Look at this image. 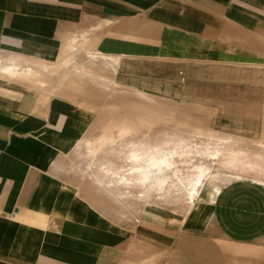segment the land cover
<instances>
[{
	"label": "crops",
	"instance_id": "crops-1",
	"mask_svg": "<svg viewBox=\"0 0 264 264\" xmlns=\"http://www.w3.org/2000/svg\"><path fill=\"white\" fill-rule=\"evenodd\" d=\"M260 22L264 0H0V264H264V189L237 184L264 186V176H256L264 173V157L250 159L231 132L208 145L224 154L212 159L217 172L206 164L203 183L215 185L211 194L208 187L194 199L196 209L179 215H115L109 199L93 193L91 179L80 178L82 193L58 175V163L76 174L72 164H61L86 153L93 139L110 131L141 137L142 110L171 108L138 91L157 90L163 81L151 67L232 62V31L250 32ZM81 47L92 61L70 76ZM97 60L114 69L117 82L138 89L130 93L139 107L134 122L105 123L90 136L79 128L83 112L46 87L112 83L91 70ZM104 109L113 114L117 107ZM248 149L264 154L260 145Z\"/></svg>",
	"mask_w": 264,
	"mask_h": 264
},
{
	"label": "rangeland",
	"instance_id": "rangeland-1",
	"mask_svg": "<svg viewBox=\"0 0 264 264\" xmlns=\"http://www.w3.org/2000/svg\"><path fill=\"white\" fill-rule=\"evenodd\" d=\"M232 38L237 40L232 42V62L227 59L191 60L159 63L151 67L163 79L156 84L157 90H138L120 84L114 78V69L104 68L98 60L91 70L94 74L110 76L112 83L47 86L48 94L72 101L83 112L84 124L79 128L90 136L100 134L105 123L134 122L139 107L136 94L130 93L134 90L150 93L159 99L158 103L171 105V108L158 106L150 115L142 110L141 137L138 132L132 139L120 138L116 131H110L107 136L93 139L86 153L77 151L69 157L71 162L61 164L63 168L72 164L76 176L61 171L58 163V175L62 180L84 193L81 179H91L93 193L101 196L102 201L109 199L115 215L129 210L137 214L144 209L167 210L179 215L189 209L196 198V192L187 182L206 178V164H210L212 172L218 171L208 155L212 153L208 145L212 146L219 138L230 137L231 132L232 140L240 139L237 146L247 151L250 159L263 158L264 154H249L248 148L252 145L264 147V142H255L264 139V22L250 32L237 28L232 31ZM88 52L82 48L74 55L80 66L71 65L70 76L79 75L74 70H83L81 66L88 70L86 67L92 61ZM165 97L169 101H165ZM105 104L114 105L116 111L107 114ZM169 109L171 116L168 115ZM149 118L155 123L149 122ZM165 153H168L170 168L148 172L145 167L164 158ZM141 169L147 173V179L143 180L134 172ZM162 172L165 178L160 183ZM257 172L258 178L264 176L263 171ZM208 181L197 187L198 192L202 189L197 197L205 194ZM105 184L116 186L119 193L104 189L102 185ZM239 187L260 192L248 185ZM230 189L232 186L221 193ZM193 209H196V204Z\"/></svg>",
	"mask_w": 264,
	"mask_h": 264
},
{
	"label": "bare ground",
	"instance_id": "bare-ground-1",
	"mask_svg": "<svg viewBox=\"0 0 264 264\" xmlns=\"http://www.w3.org/2000/svg\"><path fill=\"white\" fill-rule=\"evenodd\" d=\"M185 142V141H184ZM184 142H183V144H184ZM189 142V141H188ZM235 143H237V142H235ZM182 144V143H181ZM187 145V144H186ZM228 145V144H227ZM184 146V145H183ZM234 146V145H233ZM187 147V146H186ZM189 149V148H188ZM233 149V148H232ZM240 150V149H239ZM183 151V150H182ZM186 151V150H185ZM233 151H235V150H233ZM230 152V151H229ZM242 152H245V151H242ZM233 153V152H232ZM239 153V152H238ZM170 154H172V152H170ZM165 157L164 158H160V160L159 161H155V163H151L150 165H147L145 168L146 169H148V172H153V171H161V170H168L169 168H170V166H171V163H170V161H169V157H168V153H165ZM201 155V154H200ZM212 159H215V158H217V159H219V160H222L223 159V157H224V154H222V153H220V152H218V150H216L214 153H209L208 154ZM228 156V155H227ZM232 156V155H231ZM208 157V156H207ZM244 157V156H243ZM241 160V159H240ZM230 161V160H229ZM242 161V160H241ZM248 165V164H247ZM256 165H258V164H256ZM261 166V165H260ZM145 170H135L134 172L136 173V174H138L143 180L144 179H147V176H146V172H144ZM161 177L159 178V182L161 183L162 181H164V173L162 172L161 173ZM164 175V176H163ZM210 177V176H209ZM212 177V176H211ZM210 177V178H211ZM179 178V177H178ZM126 179H124V181H125ZM203 180L204 179H201V178H198V179H196V180H191V181H188L187 182V185L188 186H190V189H192V191L194 192H196V197H197V195L200 193V191H202V189L198 192V189H197V187H199V186H201V185H203ZM208 181V180H207ZM215 181V180H214ZM237 184H239V185H248V186H251V187H254V188H256V190H259V191H262L261 189H264V186H262V185H260L259 183H254V182H248V181H240V182H237ZM106 185H107V187H106ZM108 190H110V189H112V190H116L117 191V187L116 186H114V187H111V185H109V184H105L104 185ZM215 187V185H209V189H208V194H211V192H212V190H213V188ZM264 191V190H263ZM118 192V191H117ZM119 193V192H118ZM207 194V193H206ZM260 196V195H259ZM159 198H161V197H159ZM194 205H195V202L193 201V203L191 204V207L189 208V210L190 209H192L193 207H194Z\"/></svg>",
	"mask_w": 264,
	"mask_h": 264
}]
</instances>
